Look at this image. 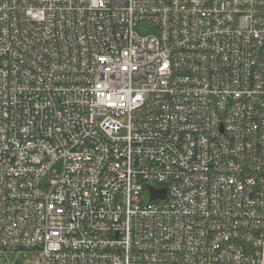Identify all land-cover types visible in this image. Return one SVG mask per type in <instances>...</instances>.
<instances>
[{"label":"built area","instance_id":"built-area-1","mask_svg":"<svg viewBox=\"0 0 264 264\" xmlns=\"http://www.w3.org/2000/svg\"><path fill=\"white\" fill-rule=\"evenodd\" d=\"M12 250L264 264V0H0Z\"/></svg>","mask_w":264,"mask_h":264},{"label":"rangeland","instance_id":"rangeland-1","mask_svg":"<svg viewBox=\"0 0 264 264\" xmlns=\"http://www.w3.org/2000/svg\"><path fill=\"white\" fill-rule=\"evenodd\" d=\"M140 31L146 33L155 32L156 27L151 23H143L139 27ZM32 264L34 259L25 252H17L15 250L12 251H4L0 253V264Z\"/></svg>","mask_w":264,"mask_h":264},{"label":"water","instance_id":"water-1","mask_svg":"<svg viewBox=\"0 0 264 264\" xmlns=\"http://www.w3.org/2000/svg\"><path fill=\"white\" fill-rule=\"evenodd\" d=\"M165 194V190L158 192V191H153V196H160V195H164Z\"/></svg>","mask_w":264,"mask_h":264}]
</instances>
